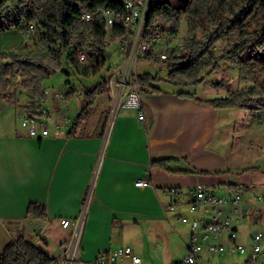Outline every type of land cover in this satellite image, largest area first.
<instances>
[{
	"label": "crops",
	"instance_id": "obj_1",
	"mask_svg": "<svg viewBox=\"0 0 264 264\" xmlns=\"http://www.w3.org/2000/svg\"><path fill=\"white\" fill-rule=\"evenodd\" d=\"M160 78L163 81L154 86L161 92L143 94V122L135 109L122 108L112 116V101L106 93L97 97L90 118L73 136L69 133L84 107L85 95L80 109L69 112L74 115L72 120L66 108L80 93L75 98L67 96L71 100L65 102L56 95L47 97L53 114L51 130L60 127L62 133L44 139L29 137L18 123L17 119L22 118L20 112L31 104L23 102L24 94L15 91L12 103L7 101L8 95L0 97V257L20 237L40 248L37 240L42 234L45 253L50 258L57 256L61 244L68 243L76 230L74 226L64 229L60 222L79 221L93 181L80 238L79 257L83 264H96L99 255L126 247L132 248L143 264L140 254L147 243L164 240L159 229L162 224L170 238L183 244L182 256L174 262L179 264L186 254L185 241L190 237L178 229H186L189 236L190 230L178 218L196 216L183 207L168 214L167 219L166 207L173 201L167 192L171 187L185 191L202 185L226 198L240 194L249 209L256 212V219L264 224V206L255 202L256 188L264 186V172L232 167L224 152V148L229 150L231 140L221 128L231 126L232 110L214 109L206 102L220 96L202 98L198 96L199 89L191 93L193 98L181 97L182 92L167 83L168 75ZM159 160L174 162L163 169L153 165ZM139 181L143 184L138 185ZM30 204L47 210L39 235L28 231ZM247 216L236 225L243 243L251 242L256 234L243 232V227L251 222ZM163 247L162 254L167 259ZM204 260H213L214 264H248L245 256L208 252L202 256V264ZM123 264L133 263L126 258Z\"/></svg>",
	"mask_w": 264,
	"mask_h": 264
},
{
	"label": "trees",
	"instance_id": "obj_2",
	"mask_svg": "<svg viewBox=\"0 0 264 264\" xmlns=\"http://www.w3.org/2000/svg\"><path fill=\"white\" fill-rule=\"evenodd\" d=\"M92 6L116 7L118 1L90 0ZM78 11L73 0H47L44 13L29 20L37 23V33L31 39L41 49L36 55H12L11 62L0 66V97L9 85V77L15 71L22 73L25 80L22 87L32 93L34 100L46 102L47 96L43 83L61 71L63 66L76 70L82 77H95L106 72L107 75L97 85L85 93V104L77 115L69 133L73 136L78 127L92 114V107L97 97L108 92L107 79L112 67L111 62L103 58L99 66L85 69L73 58L70 50L73 41L81 39V29H91L96 40L94 47L104 52L103 41L107 29L101 19L94 23L83 24L78 18ZM185 22L187 32L182 37L184 50L179 56L169 53L166 61L148 57L151 64H164L168 67L170 85L181 88H199L211 74L218 72L223 65H230L240 71L242 81H251L254 85L247 91L232 92L226 97L216 98L206 103L217 110L241 109L247 113L264 111V0H152L148 27L159 25L163 31L174 37L180 34L181 24ZM19 28L0 21V32L10 28ZM125 35L122 26L116 27L113 39ZM225 42L219 55L214 54L217 44ZM6 59V58H2ZM67 75L68 72H65ZM263 78L258 80L257 77ZM143 94L161 92L154 86L163 80L150 74L139 75ZM216 88L224 87L217 84ZM75 91H71V97ZM22 94V93H21ZM181 97L193 98L191 93L182 92ZM172 160L154 161L153 165L167 169ZM47 210L44 206L30 204L28 221L44 222ZM50 258L34 243L20 237L12 241L0 257V264H51Z\"/></svg>",
	"mask_w": 264,
	"mask_h": 264
},
{
	"label": "built area",
	"instance_id": "obj_3",
	"mask_svg": "<svg viewBox=\"0 0 264 264\" xmlns=\"http://www.w3.org/2000/svg\"><path fill=\"white\" fill-rule=\"evenodd\" d=\"M150 0H126V7H97L92 6L90 0H73L79 13L78 18L83 24L94 23L101 19L107 29L104 38V52L94 47L96 40L91 29H81V39L70 44V50L78 55V63L86 69L99 66L103 58L111 62L110 57L117 55L112 63V69L107 79L108 95L112 103V116L120 109H135L139 113V121L143 122L145 116L141 113L143 107V93L141 90L138 62L146 61L148 57L159 61H166L169 53L179 56L184 50V44H174V36L163 31L159 25L144 27V9ZM47 0H0V21L15 24L19 22L25 28L24 35L30 40L37 33V23L28 19L40 16L45 11ZM122 9H130L127 21H120ZM118 25H126L124 42H114L113 33ZM110 51V55H109ZM66 93H57L56 96L63 102L67 100ZM49 91H45L47 97ZM22 129L27 131L29 137L44 139L52 134L58 136L62 133L60 127L52 132L51 123L53 114L46 102L35 99L34 103L25 107L21 113ZM69 124V119L66 126ZM143 182L139 181L138 185ZM94 181L86 197L83 211L77 223L68 219L61 220V226L67 229L76 228L68 243L60 246L59 253L53 258L51 264H83L79 257L81 232L86 214L92 198ZM173 201L166 207L165 215L177 212L186 207L195 215V218L180 215L178 221L190 230V238L185 241L186 254L179 264H202V256L208 252L212 255L245 256L248 264L264 263V232L259 231L251 242L243 243L239 240L236 225L245 221L249 214V207L243 202L240 194L229 198L219 197L202 185L182 190L177 187L167 189ZM257 202L264 204V196L256 197ZM126 258L133 264H141V258L134 254L130 247L118 248L99 255L96 264H123Z\"/></svg>",
	"mask_w": 264,
	"mask_h": 264
},
{
	"label": "rangeland",
	"instance_id": "obj_4",
	"mask_svg": "<svg viewBox=\"0 0 264 264\" xmlns=\"http://www.w3.org/2000/svg\"><path fill=\"white\" fill-rule=\"evenodd\" d=\"M25 28L23 26L16 28H10L5 32H0V66L6 65L11 62L8 58L12 55H36L40 51L38 45H34L28 37L24 35ZM187 32L186 23L183 22L180 27V34L177 37L173 38L174 44L181 43L182 37H184ZM225 46V42H221L216 45L214 48V54L219 55ZM110 55V51H109ZM6 58V59H2ZM111 62H114L117 59V55L110 57ZM64 69L57 72L54 76L44 81V89L49 91L51 94L48 98H51L57 93H63L67 91H75L72 95L75 98L79 93L80 97H76L75 100L66 108L68 112V117L72 120L74 115L69 112H75V110L80 109L83 103V97L85 93L90 90L93 86L99 84L107 73L103 72L98 74L95 77H82L77 75L76 70L68 67L67 65L63 66ZM65 72H68L67 75ZM138 72L140 75L151 74L157 78L164 77L168 75L169 69L164 64H151L148 61H139L138 62ZM240 71L230 65H223L218 72L211 74V76L206 79L205 83L199 88H181L176 87L180 92H190L194 93L199 89L198 96L202 98H211L215 96H228L232 92H243L247 91L254 84L251 81H242L239 78ZM263 78L262 75L257 77L258 80ZM25 80V77L22 73L15 71V74L9 77V85L2 96L8 97L7 101L12 103L16 99L15 91H19L24 94L22 97L23 102L25 103H34V98L29 90H26L22 87V82ZM224 84V87L216 88L217 84ZM14 91V92H13ZM108 93V92H107ZM1 96V97H2ZM68 96V95H67ZM72 97V96H71ZM70 97V98H71ZM72 97V98H73ZM67 98V100H71ZM112 109V108H110ZM231 112V126L221 128V132L228 134L230 145L228 148H224V152L227 154L231 166L238 168L240 170L248 169H260V174L264 172V111L247 113L241 109H229ZM18 123H21V118L17 119ZM224 125L227 123L223 122ZM224 133V134H225ZM253 173H258L255 171ZM258 191L255 193V196H264V186L257 187ZM243 193V192H242ZM241 193V194H242ZM257 194V195H256ZM257 202V200H255ZM257 206H264L261 202L256 203ZM256 209V208H253ZM257 210V209H256ZM256 212H252V208L249 211L248 218H250V223L246 227H243V232L246 235L257 233L258 231L264 232V224L260 223L256 218ZM160 233L164 236L163 242L153 243V241L147 243L146 249L142 251L140 256L142 257L143 264H174L175 260H179L184 250L182 242L179 240H173L170 238V232L164 228V224L160 226ZM185 237H190L186 229H178ZM242 231V228H240ZM43 234L38 237L37 243L41 250L46 252L41 238ZM140 240V239H134ZM173 242H175L173 244ZM170 243L172 246H170ZM135 244V241H134ZM167 251V259H164L165 256L162 254L164 247ZM170 247L172 250L170 252ZM161 257V259H160ZM235 258H232L234 261ZM203 264H214L213 260L205 261Z\"/></svg>",
	"mask_w": 264,
	"mask_h": 264
},
{
	"label": "bare ground",
	"instance_id": "obj_5",
	"mask_svg": "<svg viewBox=\"0 0 264 264\" xmlns=\"http://www.w3.org/2000/svg\"><path fill=\"white\" fill-rule=\"evenodd\" d=\"M110 1H118L120 4L116 7H126V0H110ZM152 0L148 1L146 5V9H144V27H148V19H149V11L151 6ZM128 17H130V9H122V12H120V21H127ZM119 26V25H118ZM125 30L126 35V25H120ZM114 42H124V36L119 37L117 39H113ZM73 58L76 61L78 65L83 67L81 64L78 63V55L73 53ZM86 69V67H84Z\"/></svg>",
	"mask_w": 264,
	"mask_h": 264
},
{
	"label": "water",
	"instance_id": "obj_6",
	"mask_svg": "<svg viewBox=\"0 0 264 264\" xmlns=\"http://www.w3.org/2000/svg\"><path fill=\"white\" fill-rule=\"evenodd\" d=\"M44 222H40V223H32L31 220L27 221V225L29 226L28 231L29 232H34L37 235H39L42 231V226H43Z\"/></svg>",
	"mask_w": 264,
	"mask_h": 264
}]
</instances>
